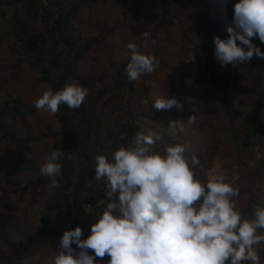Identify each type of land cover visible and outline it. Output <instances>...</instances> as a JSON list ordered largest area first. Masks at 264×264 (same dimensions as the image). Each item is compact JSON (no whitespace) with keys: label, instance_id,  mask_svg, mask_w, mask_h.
Instances as JSON below:
<instances>
[{"label":"rangeland","instance_id":"1","mask_svg":"<svg viewBox=\"0 0 264 264\" xmlns=\"http://www.w3.org/2000/svg\"><path fill=\"white\" fill-rule=\"evenodd\" d=\"M54 1L68 12L81 0ZM164 1L169 0H114L106 5L85 8L72 20L69 32H63V39L71 36L78 48L88 41L99 40L80 61L79 72L80 76L101 81L93 87L96 92L107 90L100 103L110 100L113 107L119 109L117 103L125 95L133 112L147 114L137 119L140 132L146 134L155 130L161 134L162 139L153 145L154 150L162 151L166 145L175 143L187 145L189 155H196L200 160L196 176L206 182L218 174L225 175L239 190V196L234 197L237 209L250 219L249 211L255 210L257 205L264 206V59L253 57L249 63L229 64L230 73L216 72V76L222 78L219 88L203 87L201 78L211 67L207 54L209 42L201 25V15L189 17V11L184 10L190 8L195 14L194 0L180 1L174 13L171 9L165 12L168 8L163 5ZM53 8L57 12L58 6ZM11 11L7 10L6 17ZM8 22L0 15V110H11L20 101L24 104L26 117L25 121L19 118L2 120L0 131V264H7L15 247L31 234L48 229L44 223L46 207L57 189L49 188V178L42 176L39 169L56 148L64 151L61 162L66 164L62 144L66 115L60 110L49 115L34 106L42 92L51 85L44 83L40 72L22 63L12 51L15 39L13 34L9 35L11 26ZM144 33L148 35L144 36ZM130 42L136 43L140 52L155 55L160 62L153 73L142 75L136 81H129L125 74L130 59L127 48ZM60 52L65 56L70 49L62 45ZM237 76L238 80L235 79ZM153 81L156 87H153ZM118 82L125 84L124 94L116 93ZM131 86L133 90L130 92L128 87ZM166 94L188 108H183L178 119L170 111L165 124V119L159 123L151 118L156 116L152 102L157 96ZM210 104L214 105V110L207 116L204 110ZM192 107L198 108L197 119L206 120L207 125L202 131L191 128L178 136H170L167 123L184 121L186 111ZM119 113L121 119L125 115L121 124L131 121L125 111L121 109ZM188 115H194V112ZM113 117L103 122L101 140H107L109 133L114 132ZM91 136L87 146L96 144V135L91 133ZM95 175L94 170L87 178L88 184H95L93 189L98 196L103 191L102 201L106 203V182L95 180ZM73 178L77 181V177ZM89 185L84 195L86 200L81 203L84 208L76 209L69 222L63 219L52 226L62 228L67 223L66 229L70 230L76 218L94 213L86 206L93 193ZM258 234H264V229ZM60 239L39 244L21 264H53L60 251ZM109 259L101 260L107 264Z\"/></svg>","mask_w":264,"mask_h":264},{"label":"clouds","instance_id":"2","mask_svg":"<svg viewBox=\"0 0 264 264\" xmlns=\"http://www.w3.org/2000/svg\"><path fill=\"white\" fill-rule=\"evenodd\" d=\"M227 33L225 39L213 37L214 58L221 67L249 63L253 57L264 59V51L252 42L258 36L264 43V0H238ZM127 48L130 59L125 74L129 81L151 74L159 66L157 57L140 52L136 43L130 42ZM87 95L88 89L77 82L56 91L48 86L34 106L55 115L62 104L80 108ZM152 105L157 110L183 108L167 94L157 96ZM196 120V115L186 122L171 120L167 132L178 136L186 132L185 125H194ZM127 135L121 133L120 139ZM161 139L155 130L138 132L111 158L95 155V180L106 182L105 210L94 219L86 239L79 226L63 233L53 264H103L97 257L106 255L110 257L107 264H261L255 246L264 243V234H258L264 229V206L257 205L253 218H245L234 199L239 190L225 175L202 181L196 176L200 160L189 155L187 145L175 143L154 150ZM63 155L56 148L39 169L49 178L50 189L60 187ZM73 166L78 167V162Z\"/></svg>","mask_w":264,"mask_h":264},{"label":"trees","instance_id":"3","mask_svg":"<svg viewBox=\"0 0 264 264\" xmlns=\"http://www.w3.org/2000/svg\"><path fill=\"white\" fill-rule=\"evenodd\" d=\"M15 0L11 2H5L0 0V15L8 19L10 24L9 35L13 34L15 44L12 51L20 57L22 63L29 64L32 68L37 69L41 74V80L44 83L51 85L54 91L62 89L66 84L77 82L80 85L88 89V95L78 109H69L66 105H60V113H64L66 116L63 121V133L62 144L66 151V164L62 167V175L59 177L60 187L57 189L54 198H51L48 206L46 207V219H44L45 225L48 229L37 231L31 234L22 244L15 247L14 255L7 261V264H21L23 260L28 258L33 252L34 248L39 244L48 242L50 240L60 239L66 229L67 223L64 227L52 226L53 223L62 222L66 219L68 222L74 211L79 208H84L81 204L85 199V193L88 191V176L95 170L94 157L97 154H104L111 158L112 154L121 146L127 145L131 141L132 137L136 133L140 132V125L137 123V119L146 117L147 114H137L133 112L130 103L125 101V95H122L117 105L119 109L114 108L110 100L100 103L107 90L100 92L94 91L95 84L101 82L96 78H85L80 76L79 63L88 55L90 50L99 43V40H92L85 43L82 48H78L77 45L71 41V36L67 39H63V32L68 30V26L72 20L79 15V13L85 8H92L94 6L106 5L114 0H81L70 11L65 12L61 4L54 0ZM180 1L185 0H169L164 1V6L168 8L165 12H169V9L173 10V13L177 10L176 5H180ZM193 1V0H191ZM238 0H194L193 14L189 9H184L187 13L189 11V17H195L196 14L201 15V25L206 34V38L209 42V54L210 70L206 71L201 78V85L203 87L210 85L212 88H219L218 84L222 81L221 77L216 76V72H221L226 75L231 72L229 65L221 67L219 62L214 58L215 45L213 37L220 36L222 39L227 38V28L231 26L234 17V5ZM58 6L57 12H54V6ZM13 8V9H12ZM225 8V10L223 9ZM11 9L9 17H6V12ZM224 10V11H223ZM65 47L70 49V53L60 52L61 41ZM253 44L261 47L264 51V43H262L258 36L252 38ZM240 42H238L239 44ZM61 45V46H60ZM205 48V47H203ZM72 57V58H71ZM237 65H241L240 62ZM82 75V74H81ZM122 76V75H121ZM221 78V79H220ZM238 76L235 78L238 80ZM230 82V80L228 81ZM118 87L116 93L118 95L124 94L126 86L124 83H117ZM235 86L237 83L235 82ZM228 89V87H225ZM225 88L223 89L225 91ZM130 92L133 90L132 86L128 87ZM91 90V91H90ZM123 91V92H122ZM149 97V95H147ZM148 102V99H145ZM140 107L139 104L136 105ZM24 104L20 101L16 103L11 110H0V131L2 130V120L7 119H21L25 121L26 111ZM183 108L186 110L188 105ZM180 108H171L169 110H157L154 112L156 115L151 120H158L159 123L166 124L167 115L170 111L175 113V119L180 118V115L184 110ZM121 109L130 115L131 121L121 124L122 119L119 111ZM112 110V111H110ZM198 108L192 107L189 111H186L184 122L189 117V112L196 113ZM214 110V105L210 104L209 108L204 110L207 116H210ZM98 111V114H97ZM203 113V114H204ZM9 114V115H8ZM202 115V114H201ZM114 121V132H110L107 140H101L100 131L103 127V122L111 120ZM149 116L148 118H150ZM162 117V119H160ZM202 117V116H201ZM157 121V122H158ZM169 124V123H167ZM206 124V120H196L194 125H185L186 130L191 129L199 131L203 129ZM255 126V125H254ZM256 128V127H255ZM263 132L264 129L262 128ZM249 131H252L250 129ZM126 132L127 139L121 140V133ZM91 133L96 135L95 146H87L91 141ZM250 133V132H248ZM53 135V133H51ZM249 135L247 139H249ZM246 139V140H247ZM186 142H190L186 140ZM248 143L245 141V146ZM252 144L249 145L251 147ZM238 151V150H237ZM85 152V153H84ZM78 162V167L73 166V162ZM73 177H77V181ZM90 190L93 192L90 198L87 200L88 205L95 207V211L87 216H81L74 220L73 226L70 230H74L77 226L83 229L82 239H86L91 234V225L95 223L97 218L106 207V203L100 205L102 201V193L98 196L94 193L95 184H91ZM97 195V196H96ZM86 200V199H85ZM99 205V206H97ZM83 206V207H82ZM254 211H249L250 219L254 216ZM76 248V245H73ZM77 251L79 249L77 248ZM90 254H94L92 250H89ZM109 258L107 255L104 258L97 257V260Z\"/></svg>","mask_w":264,"mask_h":264},{"label":"built area","instance_id":"4","mask_svg":"<svg viewBox=\"0 0 264 264\" xmlns=\"http://www.w3.org/2000/svg\"><path fill=\"white\" fill-rule=\"evenodd\" d=\"M88 207L92 208L91 212L95 211V207L94 206L88 205ZM255 247H256V249L258 251V254L261 257V264H264V243H262L260 245H256ZM243 264H251V262L250 261H244Z\"/></svg>","mask_w":264,"mask_h":264}]
</instances>
